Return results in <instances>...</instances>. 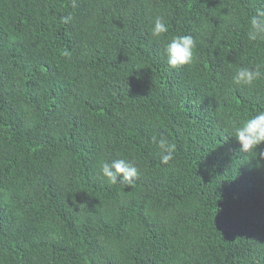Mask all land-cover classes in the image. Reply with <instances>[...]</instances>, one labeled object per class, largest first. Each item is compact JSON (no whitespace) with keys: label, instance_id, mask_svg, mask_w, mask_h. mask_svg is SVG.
Here are the masks:
<instances>
[{"label":"trees","instance_id":"trees-1","mask_svg":"<svg viewBox=\"0 0 264 264\" xmlns=\"http://www.w3.org/2000/svg\"><path fill=\"white\" fill-rule=\"evenodd\" d=\"M258 9L0 0V264H264V160L234 138L264 111ZM178 35L195 39L194 61L172 68ZM257 66L253 85L233 83ZM118 159L138 168L131 185L101 176Z\"/></svg>","mask_w":264,"mask_h":264},{"label":"clouds","instance_id":"clouds-1","mask_svg":"<svg viewBox=\"0 0 264 264\" xmlns=\"http://www.w3.org/2000/svg\"><path fill=\"white\" fill-rule=\"evenodd\" d=\"M67 23L70 17L62 18ZM251 30L248 37L252 41L264 40V9H258L256 14L251 17ZM151 35L161 37L168 32V28L162 17L157 16L152 23ZM196 47L195 39L190 35H178L171 39L167 44L165 52L167 62L170 67L178 68L185 65H191L194 61V49ZM261 76L259 66L253 68H239L234 76L233 83L238 86H251ZM234 138L240 145L241 153H253L259 160H264V111L244 119L234 128ZM153 140L161 150V162L168 164L175 152L176 145L170 143L166 137H161L158 141L156 137ZM100 173L109 184L127 183L131 185L139 175V170L133 162L125 159H118L111 164L103 162L100 165Z\"/></svg>","mask_w":264,"mask_h":264}]
</instances>
